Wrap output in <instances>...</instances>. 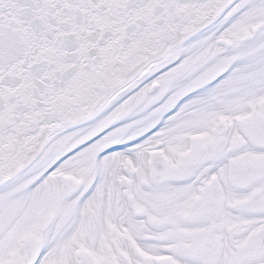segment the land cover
<instances>
[{
  "label": "snow or ice",
  "instance_id": "obj_1",
  "mask_svg": "<svg viewBox=\"0 0 264 264\" xmlns=\"http://www.w3.org/2000/svg\"><path fill=\"white\" fill-rule=\"evenodd\" d=\"M0 264H264V0H0Z\"/></svg>",
  "mask_w": 264,
  "mask_h": 264
}]
</instances>
